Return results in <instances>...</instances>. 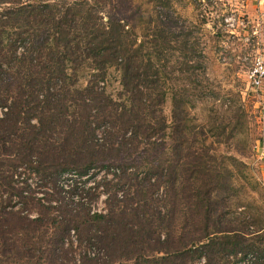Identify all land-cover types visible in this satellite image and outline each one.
Returning <instances> with one entry per match:
<instances>
[{"label": "trees", "instance_id": "16d2710c", "mask_svg": "<svg viewBox=\"0 0 264 264\" xmlns=\"http://www.w3.org/2000/svg\"><path fill=\"white\" fill-rule=\"evenodd\" d=\"M128 22L114 0H0V264H264L263 219L231 211L236 125L208 143L186 88L165 115L199 40L161 12ZM75 236L99 253L77 259Z\"/></svg>", "mask_w": 264, "mask_h": 264}, {"label": "rangeland", "instance_id": "374dc122", "mask_svg": "<svg viewBox=\"0 0 264 264\" xmlns=\"http://www.w3.org/2000/svg\"><path fill=\"white\" fill-rule=\"evenodd\" d=\"M127 19L130 28L139 36L146 25L158 12L169 15L177 27H189L199 40L198 52L204 70L191 72L190 80L199 79V86L193 87L185 75L173 72L165 78L167 89L164 103L168 121L172 115V91L187 89L190 96V113L193 124L207 134V142L215 140L213 133L221 125L233 128L230 144H222L221 153L236 157L241 165L227 161L233 171L235 187L231 201V211L236 217H259L264 221V81L260 88L251 85L249 72L256 58L264 59V28L254 34L252 28L246 31L240 27L232 29L225 19L231 16L248 19L243 15L248 9V0H114ZM252 1H250V5ZM253 4H258L253 2ZM253 6V5H251ZM257 23V22H256ZM253 27V26H252ZM244 35L251 37V43H244ZM197 61V60H195ZM91 79V71L84 70L78 80V87L83 88ZM106 93L117 98L121 91L120 73L111 68L105 81ZM104 85V84H102ZM235 113H239L235 117ZM232 131V130H231ZM167 143H170L167 140ZM93 177V176H92ZM91 177V178H92ZM112 177V175H110ZM99 179V176L96 177ZM69 178L64 182L68 185ZM90 180V183H93ZM36 184H33L36 186ZM50 188V187H48ZM41 193V192H40ZM39 193V194H40ZM97 210L103 209L101 202L93 204ZM19 207H16L18 209ZM37 214H33V218ZM73 243L74 256L81 260L84 256H95L98 251L90 250L77 236L70 240ZM102 255V254H101Z\"/></svg>", "mask_w": 264, "mask_h": 264}, {"label": "built area", "instance_id": "2783aa9c", "mask_svg": "<svg viewBox=\"0 0 264 264\" xmlns=\"http://www.w3.org/2000/svg\"><path fill=\"white\" fill-rule=\"evenodd\" d=\"M227 26L235 29L236 27L242 28V30L246 31L249 28H252L254 34H258L259 29L258 27H252V23L248 19H242L241 17L231 16L225 19ZM244 43H251V37L249 35H244L243 37ZM249 78L251 85L254 88H260L264 81V59L261 57L256 58L255 62L253 63V67L249 72ZM264 156L263 150L261 151V157Z\"/></svg>", "mask_w": 264, "mask_h": 264}, {"label": "crops", "instance_id": "0c3cea01", "mask_svg": "<svg viewBox=\"0 0 264 264\" xmlns=\"http://www.w3.org/2000/svg\"><path fill=\"white\" fill-rule=\"evenodd\" d=\"M250 1H252L251 5L253 6L250 5ZM253 2L258 4L255 5ZM247 3L248 9L242 10L243 15L247 16L253 27H258L259 32H261V28H264V0H248Z\"/></svg>", "mask_w": 264, "mask_h": 264}]
</instances>
